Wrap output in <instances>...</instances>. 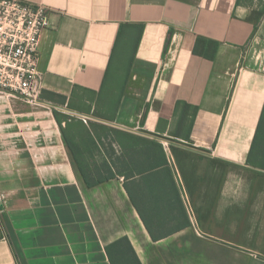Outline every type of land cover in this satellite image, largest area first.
Instances as JSON below:
<instances>
[{
	"label": "crops",
	"instance_id": "1",
	"mask_svg": "<svg viewBox=\"0 0 264 264\" xmlns=\"http://www.w3.org/2000/svg\"><path fill=\"white\" fill-rule=\"evenodd\" d=\"M23 1L50 24L39 103L0 93V264H110L121 238L140 264H264V0ZM68 108L149 160L92 179Z\"/></svg>",
	"mask_w": 264,
	"mask_h": 264
},
{
	"label": "built area",
	"instance_id": "2",
	"mask_svg": "<svg viewBox=\"0 0 264 264\" xmlns=\"http://www.w3.org/2000/svg\"><path fill=\"white\" fill-rule=\"evenodd\" d=\"M48 10L23 0H0V93L29 105L40 101L39 39ZM188 210L191 213L190 208Z\"/></svg>",
	"mask_w": 264,
	"mask_h": 264
},
{
	"label": "rangeland",
	"instance_id": "3",
	"mask_svg": "<svg viewBox=\"0 0 264 264\" xmlns=\"http://www.w3.org/2000/svg\"><path fill=\"white\" fill-rule=\"evenodd\" d=\"M85 110V108H83ZM59 113V112H58ZM66 114H60L66 129L70 134L74 135L78 139L79 146L85 151V165L87 167L86 172L92 177L97 179L99 177L108 175L111 173H123L127 176L131 173L127 170V165L130 161H142V164L147 162L150 158V148L144 146L142 155H134V147L132 141L122 138L119 142L127 143L129 148L121 153V150L116 145V140L111 136L112 130L102 121L87 118L83 115H78L72 111L66 110ZM264 140V122L261 126V130L258 134L255 147H261V142ZM260 143V144H259ZM138 146V143L137 145ZM139 151V148H136ZM142 158V159H141ZM145 161V162H144ZM124 255L120 258H116L117 264H134L130 254L124 251Z\"/></svg>",
	"mask_w": 264,
	"mask_h": 264
},
{
	"label": "trees",
	"instance_id": "4",
	"mask_svg": "<svg viewBox=\"0 0 264 264\" xmlns=\"http://www.w3.org/2000/svg\"><path fill=\"white\" fill-rule=\"evenodd\" d=\"M263 122H264V114H262V117L260 119V123H259L257 131H256V137H254V141L252 144V149H253V147H255V145L257 143L258 134L261 130V126H262ZM152 146L159 148L160 151L162 150V147L160 144L153 143ZM250 155H251V153H250ZM84 178H85V176H84ZM101 181L102 180H99V181H97V183H99ZM85 182H86L87 186H89V187L94 185V183H90L89 181H87V178H85ZM138 213H139V211H138ZM139 215H140V218H141L146 230L148 231L149 235L151 236V238L153 240H157L158 237L151 231L150 226L145 222V219L143 218L141 213H139ZM124 251H127L130 254L134 264H140V262L138 261L134 251L132 250V247L130 246V243L128 242L127 238H121V239L113 242L112 244L108 245L107 247H105V252L107 254V257L109 259L110 264H117L116 258L121 259V257L125 253Z\"/></svg>",
	"mask_w": 264,
	"mask_h": 264
}]
</instances>
